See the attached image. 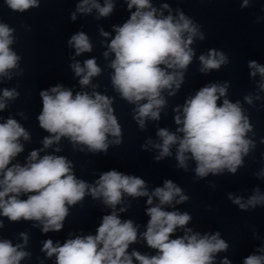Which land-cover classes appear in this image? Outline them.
<instances>
[{
    "label": "clouds",
    "instance_id": "obj_1",
    "mask_svg": "<svg viewBox=\"0 0 264 264\" xmlns=\"http://www.w3.org/2000/svg\"><path fill=\"white\" fill-rule=\"evenodd\" d=\"M252 2L242 0L241 7H250ZM3 3L20 14L40 6V0H3ZM124 3L130 16L121 25H113L115 35L110 42L106 41L111 34L99 28V34L105 38L102 44L107 48L102 55L106 60L110 54L114 57L107 64L112 70L111 87L121 100L134 106L132 119L145 131L147 122L159 121L168 106L165 93L172 97L180 91L189 66L197 58L193 45L206 37L202 25L182 9L173 10L168 3L159 9L153 6L152 0H124ZM115 6L116 0H103V3L77 0L70 19L75 22L78 14L87 16L94 10L97 20L107 18ZM16 42V29L0 18V83L12 80L13 74L24 75L25 70L20 66L22 56L11 47ZM67 43L75 50L69 67L79 78L81 89L90 87L92 91L74 94L71 88L57 84L39 92L42 110L37 116L38 125L49 135L42 139L43 148L30 151L24 163L18 162L17 157L25 150L22 141L30 142L31 134L12 116L6 119L0 116L3 120L0 122V217L10 222L32 221L42 233L60 232L70 210L91 197L111 209L110 213L102 216L94 235L72 238L73 234L69 233L70 238L62 244L44 240L41 251L47 258L55 257V264H231L227 257L217 261V255L230 248L219 231L203 234L194 231L188 227L193 216L175 209V205L188 202L190 196L171 179L150 192L144 179L113 169L102 172L89 183L77 178L74 163L67 157L41 156L45 149L59 145L62 138L69 141L73 151L93 155H107L110 145L123 144L122 126L113 107L116 96L96 91L100 85L92 83L93 78L101 76L102 68L95 58L83 63L76 60L83 53L93 51L89 36L78 31ZM229 63V56L223 50L210 48L198 56L197 70L208 74ZM247 67L251 78L260 77L256 93L243 97L245 103L255 106L254 101L264 100L260 95L264 92V65L250 60ZM230 86L229 81H224L201 87L183 105L173 109L175 131L158 127L157 140L147 139L142 149L155 150L154 160L159 162L172 157L175 147L176 168L188 172L189 161L194 162L195 167L191 169L194 183L209 175L237 174L245 167V158L256 150L257 141L247 110L239 100L232 102L228 98ZM19 96L16 88L0 90V112ZM17 115L27 118L22 111ZM260 143L264 144V138ZM61 151L60 147L54 149L55 153ZM253 175L264 180V166ZM209 184L216 187L212 182ZM126 196L147 198L145 211L149 219L143 232L132 219H121L120 213L131 207L125 203ZM228 199L244 212L264 208V193L259 187L253 188L246 199L232 193ZM3 227L4 221L0 219V229ZM178 230L181 235H177ZM252 235L259 239L255 229ZM19 237L22 243L17 244L0 237V264H21L22 260L31 259L32 254L25 250L28 233L21 232ZM140 241L155 254L129 251L131 245ZM243 264H264V246L246 256Z\"/></svg>",
    "mask_w": 264,
    "mask_h": 264
}]
</instances>
